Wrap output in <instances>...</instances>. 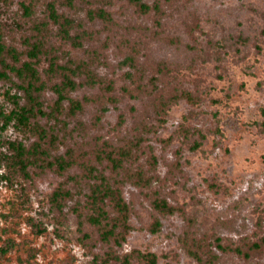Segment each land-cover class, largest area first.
I'll list each match as a JSON object with an SVG mask.
<instances>
[{"label":"rangeland","instance_id":"374dc122","mask_svg":"<svg viewBox=\"0 0 264 264\" xmlns=\"http://www.w3.org/2000/svg\"><path fill=\"white\" fill-rule=\"evenodd\" d=\"M63 1L54 0L59 13L82 20L88 31L99 30L82 48L62 43L58 26L48 19L50 0H0L3 41L24 54L29 42L41 36L45 48L58 47L61 61L70 56L86 60L92 53L85 49L100 47L106 37L103 21L87 17L88 8L101 7L110 13L115 38L100 51L93 68L115 81L113 93L120 99L115 106L108 105L96 124L97 104H87L73 116L64 101L61 115L39 117L40 124L58 133L53 153H63L77 142H92L94 135L99 143L116 146L135 143L140 136L141 146L133 148L139 158L131 171L141 165L154 179L142 187L125 179L119 183L132 208V228L121 246L104 244L97 227L87 221L89 210L81 205L93 180L79 178V168L63 176L30 168L32 179L12 175L9 181H0V264H119L114 255L136 251L155 253L157 264H264V252L248 261L218 247L219 238L221 245L234 246L264 236V0H142L149 6L158 3L159 15L154 10L143 14L128 0L109 4L75 0L71 7ZM23 2L31 6V14L25 13ZM44 21L48 24L39 29ZM152 31L158 33L151 35ZM123 38L140 42V65L145 59L169 65V75L156 86L166 92L177 86L192 96L179 99L158 116L147 94L121 95L118 87L129 83L122 74L133 70L120 64L123 55L118 45L127 49ZM150 76V68L144 66L142 81L151 88ZM94 92L81 86L69 96L82 98ZM15 93L23 102L21 91L10 81L0 80L4 114L13 107L8 94ZM55 98L52 91L44 90L42 110H54ZM120 114L124 122L118 126ZM2 122L0 115V141L27 144L33 139L12 124L3 128ZM197 132L205 137L198 149L191 150ZM150 151L156 159L152 167ZM0 152H8L5 144ZM0 172H8L6 163L0 165ZM68 174L77 175L76 180L68 181ZM119 175L120 180L124 178L123 173ZM60 183L71 192L61 215L50 208V195ZM156 189L175 208L172 214L159 215L150 205L149 196ZM154 215L161 226L151 233L147 227ZM195 250L201 256L192 253Z\"/></svg>","mask_w":264,"mask_h":264},{"label":"trees","instance_id":"16d2710c","mask_svg":"<svg viewBox=\"0 0 264 264\" xmlns=\"http://www.w3.org/2000/svg\"><path fill=\"white\" fill-rule=\"evenodd\" d=\"M75 0H64L62 3L68 6H73ZM85 1V0H76ZM87 1V0H86ZM99 3H110L112 0H96ZM131 4H135L143 14L154 10L156 14H160V5L155 3L149 6L142 0H128ZM24 11L27 15L31 14V6L22 3ZM48 19L58 26L57 34L62 43H70L74 49L82 48L84 41H91L94 38V32L99 30L88 31L84 28L82 20H74L65 13H59L55 8L54 0L47 3ZM87 17L92 21L96 17L103 21L102 30L106 32L104 41L100 47H92L85 49L87 53H92V56L86 60L77 61L73 57H68L67 60L61 61L62 58L58 55L57 46H49L45 48V43L41 36L35 37L30 47L24 54H21L14 46L6 44L3 41L2 32L0 31V80L10 81L18 91L23 93L24 101H20L21 97L15 94H8V98L13 104L12 109L8 114L2 112L0 115L3 118V128L12 126L18 130L28 131L33 139L27 144L22 140H5L0 141V145H6L8 152H0V165L6 163L8 172H0V181H9L10 176H22L25 179H32L33 172L30 168H36L35 172L51 171L59 176L65 175L72 168H79V178L93 180L88 184L89 191L85 194V203L82 208L89 210L87 221L99 230L101 241L104 244H114L121 246L126 240V235L131 230L129 219L132 208L124 200L120 190V181L124 179L134 183L140 187L147 186L153 176L146 174V171L137 165L135 171H131L132 164L138 161L139 155L133 152V148L141 146L140 136L133 140L116 146L111 142L99 143L98 135L93 136L92 142L75 143L69 145L63 153H53V149L57 146L58 133L52 126L40 124L39 117H50L56 112L61 115L63 111V102H68L67 113L75 115L81 112L87 104H97L98 111L95 114V124L100 121L102 115L109 109V104L115 106L120 97L113 93L116 90L115 81L112 78H104L98 75L93 65L99 62V54L102 49L108 46V43L114 40L115 36L111 26L110 13L105 9L88 8ZM48 24V21L41 22L39 29ZM114 25H116L114 23ZM159 25V22H158ZM74 30V34L70 32ZM158 33L152 31L151 35ZM126 50H123L121 44L118 45L120 54L123 58L120 62L123 66H129L133 70L124 71L122 77L128 79L129 83H124L118 87L121 95L136 97L147 94L150 97L154 113L158 116H163L170 106L176 103L179 99L185 97L189 99L192 95L185 89L177 86L171 88L167 92L164 88L156 86L157 81L165 80V76L169 75V65L164 61L149 63L145 59L141 65L138 60V53L141 47L135 40L127 38L121 39ZM135 42V43H134ZM139 47V48H138ZM26 58L22 59L21 56ZM45 64V65H44ZM144 66L150 68L151 76L148 78V85L142 81L144 77ZM11 76H15L13 80ZM87 86L96 89L91 95H84L82 98L69 96V92L76 90L78 87ZM149 87V88H148ZM44 90L52 91L56 98L54 100V110L49 113L42 110V101L40 95ZM124 122L123 114H120L118 126ZM198 139L190 145L191 150L199 148L204 135L197 132ZM148 163L152 167L156 163V159L150 151ZM34 172V173H35ZM124 175L121 180L119 174ZM77 175L68 174V181H75ZM120 176V175H119ZM71 197V192L65 190L63 183H60L58 188L53 190L50 195V208L57 211L60 215L63 213L66 200ZM150 197V205L159 215L172 214L175 208L160 195L156 189ZM78 212L79 209L75 208ZM161 222L156 215L149 223L147 229L151 233L159 231ZM59 232V230H58ZM62 237L61 234H57ZM219 238L218 247L224 252L235 253L238 257L245 260H250L254 254L264 252V236L254 241H241L237 245L229 244L221 245ZM224 248V249H223ZM201 256L198 250L192 252ZM113 253L110 252L109 255ZM119 264H157V256L153 252L136 251L123 257L114 255ZM202 258V257H201ZM211 262L209 259L204 260ZM108 264V262H107Z\"/></svg>","mask_w":264,"mask_h":264}]
</instances>
